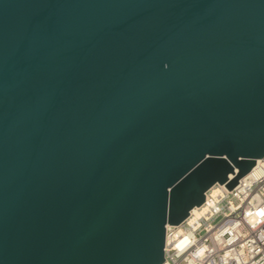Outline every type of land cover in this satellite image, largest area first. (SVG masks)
<instances>
[{
    "label": "water",
    "instance_id": "water-1",
    "mask_svg": "<svg viewBox=\"0 0 264 264\" xmlns=\"http://www.w3.org/2000/svg\"><path fill=\"white\" fill-rule=\"evenodd\" d=\"M263 157L264 0H0V264H163Z\"/></svg>",
    "mask_w": 264,
    "mask_h": 264
},
{
    "label": "built area",
    "instance_id": "built-area-1",
    "mask_svg": "<svg viewBox=\"0 0 264 264\" xmlns=\"http://www.w3.org/2000/svg\"><path fill=\"white\" fill-rule=\"evenodd\" d=\"M226 185L209 189L184 223L166 226L163 264H264V157L231 191Z\"/></svg>",
    "mask_w": 264,
    "mask_h": 264
},
{
    "label": "bare ground",
    "instance_id": "bare-ground-1",
    "mask_svg": "<svg viewBox=\"0 0 264 264\" xmlns=\"http://www.w3.org/2000/svg\"><path fill=\"white\" fill-rule=\"evenodd\" d=\"M231 178H233V176H231ZM194 212H195V213L197 212V208L194 209Z\"/></svg>",
    "mask_w": 264,
    "mask_h": 264
}]
</instances>
